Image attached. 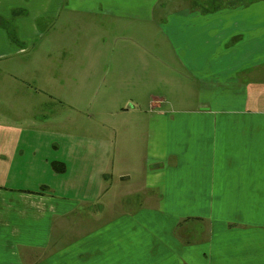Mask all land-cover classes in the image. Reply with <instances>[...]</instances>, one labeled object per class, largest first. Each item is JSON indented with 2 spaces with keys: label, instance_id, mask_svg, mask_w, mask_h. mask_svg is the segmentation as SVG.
Wrapping results in <instances>:
<instances>
[{
  "label": "crops",
  "instance_id": "1",
  "mask_svg": "<svg viewBox=\"0 0 264 264\" xmlns=\"http://www.w3.org/2000/svg\"><path fill=\"white\" fill-rule=\"evenodd\" d=\"M160 1L0 0V112L13 118L0 116V264H264V0H163L175 10L156 24ZM120 22L140 25L122 42L137 69L156 60L145 39L173 50L181 105L155 98L145 135L125 118L141 109L89 102L139 76L90 27ZM37 93L58 104L50 117L32 115ZM113 188L144 196L141 219L114 214Z\"/></svg>",
  "mask_w": 264,
  "mask_h": 264
},
{
  "label": "rangeland",
  "instance_id": "2",
  "mask_svg": "<svg viewBox=\"0 0 264 264\" xmlns=\"http://www.w3.org/2000/svg\"><path fill=\"white\" fill-rule=\"evenodd\" d=\"M251 2H248L245 0H229L224 7L226 8H231V9H237V8H246V6L250 5ZM217 6H220V3L217 2ZM218 8V7H217ZM175 9L167 8L163 6V0H161L156 8L155 11V22L156 24H159L160 21L163 19V13L162 12H170ZM90 27H96L98 30L95 33V35H98L101 40L103 41L106 46H107V55L113 56V59L115 61L116 58L121 57L123 58V62L121 65H119V71L123 73H127L129 71L137 73L139 71V76L138 78H124L121 77V84H122V90H121V95L119 96L118 94L116 96H111L107 95L105 90H102L103 86L98 85L99 83H102V80L99 81L97 80H88L89 85H92L89 88L90 93H94L96 88L97 91H99L98 94L94 95V97H91L89 99V102L92 103L94 106V109L97 108V110H100V107H103L106 111L111 112L113 109L116 107H121V106H128L129 104H132L136 110L141 109L139 112V116L135 115L134 112L130 115V117H125L129 119V121H137L141 122L143 124V135H145V118L144 116L149 115L150 109H155L157 108L156 106L158 104H161L162 102L159 100H156L155 98H165L168 101H176L177 106L175 107L176 109H179V106L181 105L179 94L177 91V88L174 87V84L176 81L170 79L173 77V72L174 69L171 71V66L174 65V63L170 62L167 57L170 59L172 58L171 55L169 54L168 46H170L169 41L165 44L163 38L161 35H157L148 39H145V43L152 44L151 46V51L147 49V51L155 58V63L151 60L149 63H145L144 65L147 66H153V67H148L145 70H142V65L139 69L136 68L135 62H137L136 58L134 57L133 53L131 50L127 48H123L122 42L126 39H128V36L131 35L130 37H136L138 39H142V36L134 32L135 30H138L140 28V25L135 22H120L118 24H114L113 26L111 25H105V23H95L91 24ZM103 27V28H101ZM88 30H84L83 34L88 35ZM44 35L42 39L38 40H32L33 45H38L43 39H46L45 35L46 33H41ZM159 34V33H158ZM173 51V50H172ZM173 56V52H172ZM154 60V59H153ZM113 61V62H114ZM169 62V63H168ZM164 63V64H161ZM113 63L108 64L109 68H112ZM170 64V65H169ZM179 68V65H177V69ZM16 71V69H12ZM46 73H43L39 75V79H35L33 82V86L37 87H32V90L35 88H39L40 86V79H46ZM182 92V91H181ZM183 96L186 95V93L182 92ZM38 98L36 99L37 102L33 103L32 105L35 111L32 112V115L35 118H40V117H45L47 118L51 116L52 110L55 107V103L49 102V97L45 96L41 93H37ZM13 97H7V99H11ZM113 99L114 102L109 103L107 102L108 100ZM28 99L25 97V104L27 103ZM54 102V100H50ZM126 102V103H125ZM151 102L155 104V106L151 105ZM115 103L116 106L109 108ZM179 105V106H178ZM165 106V105H164ZM160 108V107H159ZM162 108V107H161ZM157 110V109H155ZM10 112H5L4 114L0 112V116H4L8 120H13V118H10L9 116ZM27 114V113H26ZM109 115H106L107 117ZM113 118V117H109ZM114 120H122L123 118H113ZM107 131V130H105ZM136 151L139 155L144 156L145 155V150L147 151L146 145L142 142L137 143L136 145ZM115 190V191H114ZM117 194H120V197L118 201L120 202L119 209H114V214L115 213H136L137 217H140L142 215L141 209V204H142V199L144 196H141L140 193L137 195L133 192L132 189L125 190V191H118L116 189H112ZM111 191V192H112ZM110 192V190H109ZM108 215H113V210L110 211ZM106 221V220H105ZM153 219L151 216H148L145 214L143 219L141 220V223H147L151 224ZM173 222V220L171 221ZM188 226H193L196 224L188 223ZM187 226V227H188ZM193 228V227H192ZM137 231H140V228L137 229ZM154 231V229H153ZM196 233V232H194Z\"/></svg>",
  "mask_w": 264,
  "mask_h": 264
},
{
  "label": "trees",
  "instance_id": "3",
  "mask_svg": "<svg viewBox=\"0 0 264 264\" xmlns=\"http://www.w3.org/2000/svg\"><path fill=\"white\" fill-rule=\"evenodd\" d=\"M52 168L55 170V171H63V165H59V164H56V163H53L52 164Z\"/></svg>",
  "mask_w": 264,
  "mask_h": 264
}]
</instances>
